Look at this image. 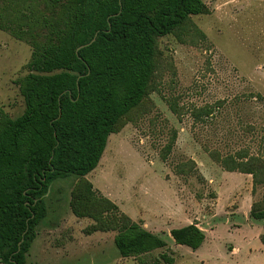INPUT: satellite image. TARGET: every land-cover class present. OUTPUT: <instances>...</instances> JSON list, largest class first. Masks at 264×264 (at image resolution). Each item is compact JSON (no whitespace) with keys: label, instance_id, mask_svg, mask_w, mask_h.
<instances>
[{"label":"rangeland","instance_id":"1","mask_svg":"<svg viewBox=\"0 0 264 264\" xmlns=\"http://www.w3.org/2000/svg\"><path fill=\"white\" fill-rule=\"evenodd\" d=\"M53 1L25 5L61 27ZM7 2L0 19L16 28L22 5ZM203 2L205 13L157 39L147 94L99 166L51 186L27 264H264V226L251 217L264 208V0ZM52 38L43 23L22 39L0 29V108L12 119L25 111L18 82L33 44ZM131 222L166 247L122 258L114 238ZM192 224L206 235L197 251L171 236Z\"/></svg>","mask_w":264,"mask_h":264},{"label":"trees","instance_id":"2","mask_svg":"<svg viewBox=\"0 0 264 264\" xmlns=\"http://www.w3.org/2000/svg\"><path fill=\"white\" fill-rule=\"evenodd\" d=\"M28 1L9 0L7 5H22L18 26L0 19V29L22 39L43 23L53 38L33 44L30 73L18 82L24 113L12 119L0 108L4 264H27L48 215L51 186L92 173L119 121L142 103L154 73L157 39L206 12L203 0H56L57 27L34 15L37 6L26 7ZM251 217L264 226V208L255 204ZM171 236L193 251L206 239L196 224L174 229ZM114 244L122 258H141L167 245L133 222L117 233ZM163 259L175 263L167 255Z\"/></svg>","mask_w":264,"mask_h":264},{"label":"water","instance_id":"3","mask_svg":"<svg viewBox=\"0 0 264 264\" xmlns=\"http://www.w3.org/2000/svg\"><path fill=\"white\" fill-rule=\"evenodd\" d=\"M94 41H95V39L92 42H90L88 45L92 44ZM0 264H4V263H2L1 259H0Z\"/></svg>","mask_w":264,"mask_h":264},{"label":"crops","instance_id":"4","mask_svg":"<svg viewBox=\"0 0 264 264\" xmlns=\"http://www.w3.org/2000/svg\"><path fill=\"white\" fill-rule=\"evenodd\" d=\"M38 237V236H37Z\"/></svg>","mask_w":264,"mask_h":264}]
</instances>
